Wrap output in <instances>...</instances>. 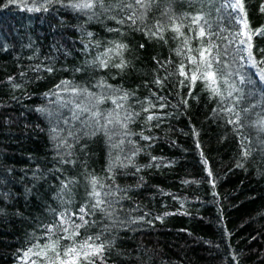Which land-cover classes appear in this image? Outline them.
Segmentation results:
<instances>
[{
	"label": "trees",
	"instance_id": "1",
	"mask_svg": "<svg viewBox=\"0 0 264 264\" xmlns=\"http://www.w3.org/2000/svg\"><path fill=\"white\" fill-rule=\"evenodd\" d=\"M85 2L0 0V264L74 231L95 264H264V33L230 43L264 0ZM209 44L219 96L180 74Z\"/></svg>",
	"mask_w": 264,
	"mask_h": 264
},
{
	"label": "snow or ice",
	"instance_id": "2",
	"mask_svg": "<svg viewBox=\"0 0 264 264\" xmlns=\"http://www.w3.org/2000/svg\"><path fill=\"white\" fill-rule=\"evenodd\" d=\"M101 7L103 6V0H98ZM151 0H149V3ZM97 3V0H87V2L83 4H77L73 5V7L76 8H85V9H91L95 6ZM136 4H140L141 6H144V0H135ZM128 7H132L131 4L128 5ZM228 7H231L234 11L238 10L239 12L244 11V5L243 0H236L235 4H229ZM38 10V9H37ZM264 10V9H262ZM134 15V14H133ZM129 19H132V17H129ZM203 18L200 16H194L192 17V22L197 25L198 27V37L201 40L208 39L210 33L206 32L205 28L203 26H200V21ZM239 24L241 25V28L237 31V33L233 37V41H230V43L238 40L240 45H245L243 49H238L241 51H247L248 55L251 56V48H252V37L253 35H261L264 33V29H256L252 30L250 28V25L247 22L246 14L239 17L238 20ZM122 23V21H121ZM173 31L179 33L181 36H183V33L180 30V26L177 25ZM124 45H117V49L124 48ZM214 46L209 44V47L206 48H199L197 49L198 56H192L190 58V63L193 66L192 69L189 72H185L184 68L181 67L180 74L185 76L186 79L191 81L193 84L199 79L206 83V86L208 89L214 94L219 96L220 93V82L222 75L218 76V69L215 67V64L218 63L217 57L213 55L212 48ZM102 66H107L106 61L101 62ZM116 67H123L122 64L120 65H114ZM261 81H264V75L260 77ZM224 83H227L226 80H224ZM231 95V93H229ZM127 94H125L122 99H126ZM96 103H103V99H97ZM113 103H116V101H113ZM117 107H121V105L117 104ZM234 109H226V111H233ZM81 112L90 111L88 108H82L80 109ZM102 115L98 110L91 113L92 118L95 119L96 124L99 125V118ZM109 117L111 116V113L108 114ZM79 117H77L78 119ZM130 118V117H129ZM149 119H152V117H149ZM105 125L102 126V130L105 131V134L107 135V125H110L113 123V120L105 117ZM231 122V121H230ZM85 125H88V122H84ZM116 123L121 124L122 127H126V124H122V122L117 119ZM101 130V129H98ZM95 134V132H93ZM127 135V133H125ZM109 141H111L112 137H108ZM120 143H123L121 140ZM113 147H119V144H113ZM245 156L248 155L247 150L243 153ZM206 163V161H205ZM209 175H211V172H209ZM97 182L95 180L92 181L93 188L95 189V184ZM92 195L96 197V204L95 207H100L104 201L99 199L100 193L93 190ZM105 195H108L105 193ZM82 213L84 212V209L80 210ZM80 219L83 221V216L80 217ZM84 224H87V221H84ZM79 227V226H77ZM65 232L68 231L67 227L63 229ZM80 235L78 231H74L71 235L66 237H61L59 239H67L72 241L70 245L64 246L62 251H58L57 249L60 247L59 245V239L56 241H51L44 245V248L42 249V252H32L33 255H41L43 254L45 258H47V252L51 251L53 253V257L48 260V264H95V261L92 259L93 257L99 258L102 260V253L104 252L105 245L103 242H101L99 245L95 244L93 237L85 234L80 241L76 240V236ZM96 240H99V236L95 237ZM32 250L30 249L29 252ZM25 256H29V253H25Z\"/></svg>",
	"mask_w": 264,
	"mask_h": 264
}]
</instances>
